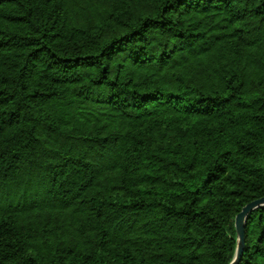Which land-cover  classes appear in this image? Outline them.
Returning <instances> with one entry per match:
<instances>
[{"label": "trees", "instance_id": "16d2710c", "mask_svg": "<svg viewBox=\"0 0 264 264\" xmlns=\"http://www.w3.org/2000/svg\"><path fill=\"white\" fill-rule=\"evenodd\" d=\"M261 198L264 0H0V264H231Z\"/></svg>", "mask_w": 264, "mask_h": 264}, {"label": "water", "instance_id": "95a60500", "mask_svg": "<svg viewBox=\"0 0 264 264\" xmlns=\"http://www.w3.org/2000/svg\"><path fill=\"white\" fill-rule=\"evenodd\" d=\"M262 206H264V198L249 203L236 215L234 227L237 235V248L234 261L231 264H238L241 259L244 247V227L248 216Z\"/></svg>", "mask_w": 264, "mask_h": 264}]
</instances>
